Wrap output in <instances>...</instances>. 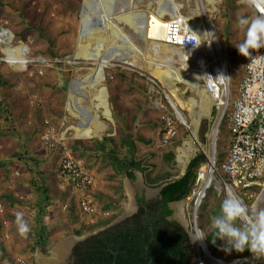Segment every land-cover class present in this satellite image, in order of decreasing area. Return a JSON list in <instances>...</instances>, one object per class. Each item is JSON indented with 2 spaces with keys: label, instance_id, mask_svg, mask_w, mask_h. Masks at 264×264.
I'll return each instance as SVG.
<instances>
[{
  "label": "rangeland",
  "instance_id": "obj_1",
  "mask_svg": "<svg viewBox=\"0 0 264 264\" xmlns=\"http://www.w3.org/2000/svg\"><path fill=\"white\" fill-rule=\"evenodd\" d=\"M95 1L99 2V0ZM103 1L100 0V6L105 5L108 10L105 9L102 14L98 10V5L93 4L97 7L94 23L87 30H83L82 22L85 20L84 9L81 10L83 0H0V203L3 204V211L0 213V264H16L18 258L23 259L27 264H39L38 256L52 259L53 255L50 252L64 243L71 244V247L68 248L61 264H72V253L77 244L118 224L123 215L126 214V218H129L131 215L128 214L137 211L136 206L130 205L128 208V202L125 199L120 202L118 210L112 211L114 213L103 212V203L97 198L100 194L97 191L104 192L101 195L111 197L113 203H116L121 194L119 186L121 185L123 189L125 176L117 175L114 179H110L114 176L112 169L101 163L97 156L87 161L89 151L83 150L84 158L78 157V152L74 151V143L83 142L91 147L94 141L106 142L107 148H113L118 158H125L128 149L121 147L118 143L121 137L119 127L127 128L136 138L134 141L136 151L133 155L135 160H142L144 162L142 166H149L155 173L163 166L162 157L167 151H174L176 161L177 149L181 148L182 140L191 145L189 134L184 130L179 131L178 143L167 148L160 144L159 116L163 109L159 108L162 106L160 104L166 106L165 96H170L177 111L190 125L191 133L198 139V127L206 123L209 128L216 119L217 114L213 108L212 99L201 95L197 92L198 90L195 91L192 87L195 84L185 80L189 64L185 63L181 57L187 54L148 43L143 38L152 36L150 28L147 30L143 28L144 31L137 28L134 31L132 27L126 25L127 23L122 25L119 20H116L123 15L119 10L118 1ZM157 3L154 0H136L134 6L137 12L147 13L150 9L155 11ZM171 3L173 4L169 7L168 13H175L173 7L175 4L180 5V15L187 18L189 25L194 26L196 31L202 32L208 20H212L210 29L228 60L230 98L233 101L237 96L236 90L242 78L244 66L249 59L240 55L235 46L244 38L243 31L236 27V16L239 13L249 15L254 13L245 7L244 0H215L214 5H210L206 0L167 1L168 6ZM142 18H139V21L144 19ZM167 19L165 17L164 22H167ZM116 23L119 27L121 26L120 29L123 28L121 34L125 36L122 38H117V35L109 28L102 29ZM81 32L84 35L91 33V36L105 40L101 56L113 57L117 48H121L120 54L110 58V63L108 62L100 72L103 78L100 86L107 94L111 121L102 116L101 109L95 108L98 103L93 101L96 95L95 90L90 87L79 90L74 85V82L81 81L90 73V69L96 67L94 62L76 59L74 56ZM18 36L21 38H17ZM129 40L136 48L135 51L129 49ZM89 42L91 40H84L85 44ZM19 45L24 46L26 63L25 67L23 64L22 67L17 68L4 61L6 59L4 50L8 47L14 49ZM91 46H94L93 42ZM254 53L256 51L252 54ZM39 59L44 60L45 63L39 64L37 62ZM157 65L164 71L180 73L184 77L180 82L165 81L163 83L154 76L153 68ZM63 82L66 84V92L60 87V83ZM197 83V89L201 90L202 77L198 78ZM172 90H176L177 93H171ZM69 96H72V99H79L80 104L75 102L72 105L71 102L69 105ZM191 99L196 102L194 107L189 104ZM67 105L72 115L66 111ZM169 112L174 114V110L169 109ZM95 118L101 125L98 131L94 130L92 137L83 140L75 137L76 128L83 125L94 126ZM46 121L56 129V134L65 131L70 133L67 134L69 140L64 142V146L51 150L42 146L41 136L47 127ZM108 138H113L114 142L108 141ZM229 141L230 132L224 122L219 129L217 141L218 166L225 159ZM192 147L194 149V146ZM69 157L93 177L94 185L86 192L94 208V214L90 216L82 214L74 204L76 198L81 197L80 194L72 192L71 186L58 178L61 160ZM190 157H188L189 160ZM179 159L181 161H176V168L184 171L188 161L182 157ZM136 174L139 178L142 177L141 173L136 172L135 176ZM135 184V181L131 182L134 188H136ZM144 188L154 190L146 185ZM46 189L48 195L55 194L59 200L57 203L47 202L48 209L44 212V224L46 222V228L51 234L48 246L34 247L38 215L36 204ZM257 190L259 192L261 188ZM135 191L138 190L135 189ZM145 194L147 200H155L154 195L148 197L149 193ZM6 196H10L11 201L15 202L13 206L8 205V202L3 199ZM207 196L206 201L210 205L204 211H198L197 223L208 236L205 240L209 247L212 245L210 240L212 232L209 230L210 217L216 214V206L220 205L223 195L221 198L218 197V192L213 187L208 191ZM254 200L253 198L246 204L250 206ZM183 201V216L188 221L192 212L191 208L187 207V200ZM180 204L182 203L175 205V210L178 211L177 205ZM132 208L134 212L130 213ZM18 212H23L24 219L30 226V231L25 235L18 232L16 223ZM176 214L175 217H177ZM112 216L115 218L112 219ZM103 222L107 224L101 225L100 223ZM222 248L223 241L218 245L217 258L228 261L239 256L235 250L226 253ZM199 255L203 260L205 259L201 252L193 250L191 261H194V264H203L198 260ZM251 258H253L252 253ZM259 261L264 264V260ZM259 261L256 260L257 264Z\"/></svg>",
  "mask_w": 264,
  "mask_h": 264
},
{
  "label": "built area",
  "instance_id": "obj_2",
  "mask_svg": "<svg viewBox=\"0 0 264 264\" xmlns=\"http://www.w3.org/2000/svg\"><path fill=\"white\" fill-rule=\"evenodd\" d=\"M104 1L108 2L109 0ZM117 1L118 6L126 8V13H137L136 7L132 8V3L135 5L134 1L136 0ZM154 1L158 2L155 12L163 10L164 15L162 18H168L161 43L170 49L188 55H183L182 59L185 60V63L192 64L195 74L202 77L201 92L212 99L214 102L213 108L217 114L215 121L209 126V133L205 135V141L203 142L191 133L190 125L176 111L171 98L165 96L168 106L160 104L162 106L159 108L160 110L163 109L161 110L162 114L159 116L160 131L162 132L161 145L163 147L171 146L174 140L175 142L178 140L179 131L184 130L189 134L188 138L191 145L194 146L193 149L187 141L182 140L181 148L177 149L176 161H181L180 157L188 161V157L191 156L190 158H192L197 154H202L205 157V162L196 171L191 194L187 198V207H190L192 212L189 215L190 219L187 221L191 246L195 252H201L204 255V260L201 255L198 257V260L203 264H211L210 260L221 264H256L253 258L234 257L227 261L208 255L205 239H203L201 245H197L192 236L199 228L197 223L198 211L207 198L208 191L213 187L220 198L231 190L245 203L254 198L255 200L251 202L250 206L264 204V63L254 64L251 62V58L248 59L236 90L237 96L231 101L228 60L214 35L213 39L219 46V50L215 49L212 44L209 46L206 44L204 48L201 34L206 32L205 29L202 32H192L188 28L189 20L186 21L179 13L174 14V18L168 13L172 4L168 6L166 0ZM128 2H130V5H127ZM88 3L84 9L83 30H87L94 23L97 7L101 13L105 9L108 10L105 5V7L100 6L101 3H97L95 0H88ZM93 4L98 6L94 7ZM209 40L210 37L206 35L205 43ZM256 54L257 52L253 56ZM259 54H264V49L260 50ZM37 62L41 65L45 63L42 59ZM202 62L207 65L205 69L200 68ZM172 108L174 114L169 112V109ZM224 122H226L227 130L230 132V141L225 159L218 166L217 141L219 129ZM45 125L47 127L41 136L42 146L50 150L56 149L58 146H64V142L69 140L67 134L70 133L65 131L56 134V129L48 121L45 122ZM214 129L217 132L216 137L212 134ZM180 150L182 154L179 152ZM58 172L59 180L71 186L72 192L80 194L81 197L78 196L74 203L76 208L86 216L94 214V208L87 197L89 195L86 193L94 185L93 177L70 157L61 160ZM259 188L261 190L258 192L257 189ZM65 209H67L66 206ZM2 211L3 207L0 203V213ZM16 264L27 263L18 258Z\"/></svg>",
  "mask_w": 264,
  "mask_h": 264
},
{
  "label": "trees",
  "instance_id": "obj_3",
  "mask_svg": "<svg viewBox=\"0 0 264 264\" xmlns=\"http://www.w3.org/2000/svg\"><path fill=\"white\" fill-rule=\"evenodd\" d=\"M17 38L20 39L21 36ZM207 129L206 123L200 125L198 136L203 142ZM119 131L121 137L118 143L121 147L128 149L125 158H118L113 148H107L106 142L94 141L91 147L86 146L83 142H77L74 143V151L78 152L80 158L83 157V150L89 151L87 161L93 156L99 157L101 163L110 167L114 172V176H111L110 179H114L117 175H124L133 180L135 172L141 173L146 186L153 189L163 186L158 196L160 199L146 200L144 196L137 197V212L77 244L73 249L72 264H190L193 250L188 241V234L176 221L170 219L173 212L169 208V204L189 198L196 178V171L205 162V157L202 154L192 157L186 165L184 174L181 175V171L176 168L175 153L170 150L162 157L164 167L162 166L154 173L149 166H142L144 163L142 160H135L133 155L136 151L134 146L136 138L127 128L120 126ZM159 135L162 136L161 131ZM108 141L114 142V139L108 138ZM173 142V144L178 143L175 140ZM119 187L121 194L116 203H113L111 197L97 195V198L103 203L104 213L118 210L120 202L126 199L121 185ZM3 199L10 206L15 204L13 200L11 201L10 196L3 197ZM206 199L199 210L204 211L210 205ZM36 207L38 215L34 247L45 248L49 244L48 240L51 234L43 223L44 201L39 199ZM216 208L217 213L219 204ZM114 218L115 216H112V219ZM100 224L104 225L107 222ZM76 233L79 234V232ZM214 238V235L211 234L210 240ZM220 243L221 241L217 240L215 244L212 243L208 247L212 256L216 257ZM238 255V257H251V253L247 250L243 253L238 252ZM259 264H261L260 261Z\"/></svg>",
  "mask_w": 264,
  "mask_h": 264
},
{
  "label": "bare ground",
  "instance_id": "obj_4",
  "mask_svg": "<svg viewBox=\"0 0 264 264\" xmlns=\"http://www.w3.org/2000/svg\"><path fill=\"white\" fill-rule=\"evenodd\" d=\"M167 1H169V0H166V2ZM206 1L210 5H214L215 4L214 3L215 0H206ZM87 2H88V0H83L82 6H81L82 7V9H81L82 11H83V9L86 8ZM173 3H171V4H173ZM127 5H130V2H128ZM198 6H199V3H198ZM132 8H135L133 3H132ZM173 8H174V12L175 13H171L170 14L172 18H174V14H176V13L178 14L181 6L178 5V4H175V6ZM119 10H120V12H124V13H122L123 15L120 16L116 20H119V22L122 25L127 23L126 25L132 27L134 29V31H136L137 28L138 29H142V31H144V29L147 30V29L150 28V30L152 31V36H150V37L147 36L146 37L147 39H145V38H143V39L145 41H147L148 43L152 44V45H158L159 47L165 49V47L161 44V42H162V40L164 38V28H165V25L167 24V22H164V19L162 18V16L164 15V11L163 10L162 11L159 10V11L155 12V11H153V9H150L149 12H147V13H142V12L139 13V12H137L135 14L126 13L125 12L126 8L121 7V6H119ZM84 13H85V11H84ZM104 16H105V14H104ZM141 17H143L144 19L142 18L143 20L139 21V18H141ZM185 20L187 21L188 19L185 18ZM211 21L212 20H208V22L206 21L207 23L205 22L206 23V28H205L206 32L201 34L202 39L204 41V48H205L206 44H207V46L212 44V46L215 47V49L219 50V46L217 45V43L213 39L212 30L209 29L210 26H211ZM120 27H119V24L116 23V25L115 24H110V25H108L106 27H103L102 29H108L109 28L110 30L113 31V33L115 35H117V38H120V37L122 38L125 35L121 34V29H123V28L120 29ZM188 28L190 30H192V32L196 31L195 27L194 26H190L189 24H188ZM87 35H90V36L87 37ZM87 35L82 34V32L80 33V35L78 37L77 45H76V52H74L75 53L74 56H75L76 59H84V60L92 61V62H94V65L96 67L93 68V69H90V73L87 74L86 76H84L81 81L74 82V85L76 87H78L79 90H83L85 87H90V89L95 90L96 91V95L93 97L94 98L93 101L95 100L96 102H98L95 108L101 109L103 111V115L102 116H104L107 120L111 121V117H110L108 106H107V94H106L104 88H102L100 86L102 81H103V78L100 76V74H101L100 72H101L102 68H104V66L107 65V63L109 62L110 58H113L114 55H119L120 54L121 48L120 47L117 48L116 52L113 53V55H112L113 57H111V55L108 56V57L101 56V49L103 47V42L105 40L103 38L91 36V33H88ZM206 35L210 37V40L207 41V43H205V36ZM85 39L91 40V42L94 43V46H91V42L85 44L84 43ZM10 43H12V42H10ZM90 47H92V48L89 49ZM128 47H129V49L131 51H135L136 50V48L134 47V45L131 43L130 40L128 41ZM4 54L6 56V59H4V61L7 62L8 64L12 65V67L14 66V67L19 68L20 66L22 67V65L25 63L24 57L26 55H25V51H24V46L23 45H19L18 47L14 48V49H11V48L8 47V48H6L4 50ZM206 66H207L206 63L202 62V66L200 68H202V69L204 68L205 69ZM24 67H25V64H24ZM161 68L162 67L159 66V65L155 66L153 68L154 69L153 73H154V76L158 80L163 82V83L165 81H167V82L168 81L180 82L182 77H184L180 73L177 74V73L172 72V71H171V73H169V71H164ZM192 68H193L192 64L191 65L189 64L188 70L186 72L187 76L185 77V80L186 81L188 80L189 83L192 82L193 84H195V86L192 85V87H194L195 91H196L197 88H198L197 80H198V78H200V75L195 74V71ZM226 90L227 89L225 88V91ZM175 92H176V90H172L171 91V93H173V94H175ZM69 98H70V102L68 101L69 105H71V102H72V105L75 104V102L80 104V100L79 99H74V98L72 99V96H69ZM189 104H191L192 107H194V105H196V102L193 99H191V100H189ZM66 111L70 112L71 115H72V111H71V109H70V107L68 105L66 106ZM94 121H95V123H94V126H92V127L89 126V125L88 126H84L83 125V126H80L79 128H76L75 129L76 137L79 138V139H82V140L92 137V135L95 133L94 130L98 131L100 129V125H101V123L98 122L96 118H95ZM194 130H196V129H194ZM212 134H213L214 137L217 136V132H216L215 129L213 130ZM179 152L182 154L181 150ZM182 172L183 171L181 170V173ZM177 206H178V211L176 210L177 211L176 215H177L178 218L177 217L176 218L178 220H180L181 222L187 224V221L185 220V222H184V219H183L184 204L182 203V204L177 205ZM74 242H72V243H74ZM202 242H203V240H196V244L197 245H201ZM70 247H71V244L68 245L67 243L66 244L64 243L63 245L61 244L60 246H57V248L54 249V251H53V258L52 259H45V258H43L41 256H38L39 264H58V262H60L64 258V256L67 254L68 248L70 249ZM210 262H211V264H221V263H217V262H215L213 260L212 261L210 260Z\"/></svg>",
  "mask_w": 264,
  "mask_h": 264
},
{
  "label": "clouds",
  "instance_id": "obj_5",
  "mask_svg": "<svg viewBox=\"0 0 264 264\" xmlns=\"http://www.w3.org/2000/svg\"><path fill=\"white\" fill-rule=\"evenodd\" d=\"M244 4L254 14H237L235 21L236 27L243 31L244 38L235 46L240 55L251 58V62L254 64H261L264 63V54H259L258 50L264 49V0H244ZM164 47L168 48L166 46ZM253 51L257 52L254 56L252 54ZM181 58L180 62L182 63ZM197 90V92L205 96L201 90ZM166 106H168L167 103ZM184 120L187 122L186 119ZM199 128L200 126L198 127V132ZM208 129L205 135L209 133ZM16 223L18 225V232L21 235H25L30 231V226L27 220L24 219L23 212L16 214ZM187 230L186 233L188 234L189 241L188 226ZM209 230L215 237L212 239V243L215 244L217 240L223 241L222 250L226 253H230L233 250L243 253L247 250L253 254L255 262L256 260L264 259V206H260L259 204L249 206L229 190L226 195H223L218 212L210 217ZM192 237L194 240H203L208 236L203 229L198 228ZM191 248L194 250L192 246ZM208 253L210 254L209 251Z\"/></svg>",
  "mask_w": 264,
  "mask_h": 264
},
{
  "label": "crops",
  "instance_id": "obj_6",
  "mask_svg": "<svg viewBox=\"0 0 264 264\" xmlns=\"http://www.w3.org/2000/svg\"><path fill=\"white\" fill-rule=\"evenodd\" d=\"M184 172V171H183ZM136 173V172H135ZM181 175H182V173H181ZM133 181H135L136 182V184H135V186H136V188H134L133 186H131V182L133 183ZM123 182V181H122ZM142 183H144V185H145V182H144V180L142 179V177H138V175L136 174V176H135V179H133V180H131V179H128L127 177H125V179H124V185H123V189H122V192H123V195L126 197V200H127V202H128V205H127V207L128 208H130L129 206L131 205V206H136L137 207V202H136V200H137V197H141V196H144L145 197V199L147 200V196H146V194L145 193H149V194H147L148 195V197H151V196H155V200L157 199H160L158 196H159V193L157 194V193H155L154 192V190H152V189H149V188H144V185L142 184ZM69 189V188H68ZM68 189H66L67 191H68ZM135 189H137L138 191H135ZM144 189V190H143ZM47 189H46V191L43 193V194H41L40 196H41V198H39L40 200H42V201H44V203H45V209H48V203L47 202H49L50 201V203L51 202H54V203H57V201L59 200V197H55V194L52 196H50V195H48L47 194ZM143 191V192H142ZM144 191H145V193H144ZM64 193H65V191H64ZM63 193V194H64ZM97 193H104V192H102V191H97ZM138 193V194H137ZM62 194V195H63ZM110 194H113V195H115L114 193H110ZM61 195V196H62ZM66 195V194H65ZM64 195V196H65ZM106 195V194H105ZM49 196L51 197V199L49 198ZM61 196H60V198H61ZM181 203V202H180ZM179 204V203H178ZM3 205V204H2ZM176 205V204H175ZM173 206L172 208H171V210H172V212H173V214L175 215L176 214V206ZM127 208V209H128ZM136 210H138V207H137V209ZM134 212V208H132L131 210H130V213L131 212ZM137 212V211H136ZM135 212V213H136ZM34 213V212H33ZM108 213V212H107ZM110 214V213H109ZM134 213H132V214H128V215H133ZM172 214V215H173ZM125 216H126V214H125ZM174 218L177 220V221H179V222H181L180 220H178L175 216H174ZM5 223V222H4ZM43 223H44V220H43ZM181 223H183V222H181ZM45 225H47L46 224V222H45ZM50 241V240H49Z\"/></svg>",
  "mask_w": 264,
  "mask_h": 264
},
{
  "label": "water",
  "instance_id": "obj_7",
  "mask_svg": "<svg viewBox=\"0 0 264 264\" xmlns=\"http://www.w3.org/2000/svg\"><path fill=\"white\" fill-rule=\"evenodd\" d=\"M60 87L62 88V90L63 91H67V88H66V84H65V82H63L62 84L60 83ZM184 174V172H182V175ZM163 187V186H162ZM162 187H160V188H158V189H155L154 190V192L155 193H159L160 192V190L162 189ZM182 203V201H179V202H174V203H170L169 204V208L171 209L175 204H178V203ZM172 216H174V214L172 215ZM126 217L127 216H125V215H123L122 216V218L120 219V221H122V220H124V219H126ZM171 219H173V220H175L185 231H188L187 230V224L186 223H181V222H179V221H177L174 217H172ZM189 242H190V239H189ZM191 244V243H190ZM52 255H53V252H50ZM208 253V252H207ZM208 255H209V253H208ZM193 260V259H192ZM61 262L62 261H60V262H58V264H61ZM190 264H194V261L192 262H190Z\"/></svg>",
  "mask_w": 264,
  "mask_h": 264
},
{
  "label": "flooded vegetation",
  "instance_id": "obj_8",
  "mask_svg": "<svg viewBox=\"0 0 264 264\" xmlns=\"http://www.w3.org/2000/svg\"><path fill=\"white\" fill-rule=\"evenodd\" d=\"M138 207V206H137ZM171 219V218H170ZM171 220H173V219H171ZM175 221V220H174Z\"/></svg>",
  "mask_w": 264,
  "mask_h": 264
}]
</instances>
